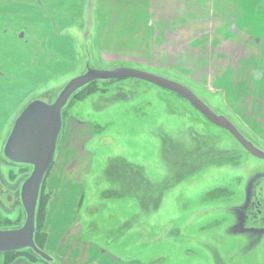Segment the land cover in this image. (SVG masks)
<instances>
[{
	"label": "rangeland",
	"instance_id": "rangeland-1",
	"mask_svg": "<svg viewBox=\"0 0 264 264\" xmlns=\"http://www.w3.org/2000/svg\"><path fill=\"white\" fill-rule=\"evenodd\" d=\"M177 1L178 12L183 8L196 14L192 26H176L177 37L185 46L190 39L201 41L205 13L216 12L219 21H225L221 13L227 9L234 10L238 18H227L234 38L231 50L225 48L226 56L220 58L221 67L230 55L237 72L258 53L249 44L243 47L246 42L237 49L238 34L244 29L264 31V2L261 6L256 0ZM152 2V9L156 6L155 12L168 19L167 29L172 30L169 22L176 17L172 13L175 1ZM27 3L0 0V230L25 224L21 187L33 171L4 156L15 120L29 104L18 99V64L34 63L41 54L38 48H30L33 35H38L32 32V19L26 17L31 12L24 7ZM20 5L18 12L24 17L14 15V8ZM86 31L84 36L75 35L78 63H86L83 48L93 38V26ZM195 45L200 47L201 42ZM209 58L200 56L198 60L206 63ZM92 63L94 67L85 66L121 67L97 60ZM124 67L186 86L264 152V139L244 128L222 97L208 92L197 80L147 67ZM72 79L68 76L65 82ZM66 84L56 83L42 100L55 102ZM63 129L55 163L42 185L43 200L37 206L39 245L47 244L45 225L51 218L57 220L55 230L78 223L82 240L139 264H264V160L250 155L230 133L211 124L187 101L137 80L99 81L69 100ZM59 186L65 188L62 193ZM0 264L49 263L24 250L0 254Z\"/></svg>",
	"mask_w": 264,
	"mask_h": 264
},
{
	"label": "crops",
	"instance_id": "crops-1",
	"mask_svg": "<svg viewBox=\"0 0 264 264\" xmlns=\"http://www.w3.org/2000/svg\"><path fill=\"white\" fill-rule=\"evenodd\" d=\"M14 1L28 2L24 7L30 8L31 12L26 17L32 19V32L38 35H33L30 48H38L41 53L34 63L18 64L16 77L21 78L18 83L21 85V96L18 99L22 103L42 100V95L56 83L65 85L70 81L65 82L66 77L75 78L83 74L87 69L86 63L94 67V60L105 66L147 67L160 73L179 74L197 80L208 92L222 97L226 105L237 113L244 128L264 139V125L259 124V121H264V31L258 33L244 29L243 34H238L237 49L246 42L243 47L249 44L258 50L256 55L254 53L248 58L245 67L236 72V63L231 64L230 55L227 57L228 63H223L221 67L220 58L222 56L223 60L226 56L225 48H232V24L227 18H238L234 10L222 11L225 21H219L216 12L205 13L202 17L206 27L201 30L204 35L201 41L191 42L190 39L185 46L177 37L176 26L180 27L183 23L192 26L196 14L183 8L178 12L177 0H174L175 5L172 4L176 8L172 13L177 18H185V22L174 17L169 22L174 26L170 31L167 29L168 19L163 20L157 15L154 10L156 6L152 9V0ZM261 2L264 0L255 1L257 5ZM20 9L21 5L14 8L16 17H24L19 14ZM88 20L93 23L90 24ZM88 25L94 28L93 38L86 40L83 48L86 63H78L79 56L73 49L76 45L75 35L84 36L88 32L86 28L90 27ZM66 29L70 31L63 36L62 32ZM196 42H201L200 47L195 45ZM187 47L189 49L184 50ZM215 52L217 63L214 61ZM200 56L210 58L206 63H199ZM239 67H242L241 63ZM80 136L86 137L85 134ZM262 142L264 145V140ZM64 189L58 187L60 193ZM53 190L56 192V188ZM56 221L48 218L45 225L48 240L44 251L54 259L51 264H139L122 259L95 242L82 240L77 230L80 227L78 223L55 230Z\"/></svg>",
	"mask_w": 264,
	"mask_h": 264
},
{
	"label": "water",
	"instance_id": "water-1",
	"mask_svg": "<svg viewBox=\"0 0 264 264\" xmlns=\"http://www.w3.org/2000/svg\"><path fill=\"white\" fill-rule=\"evenodd\" d=\"M124 79L141 81L181 97L211 124L230 133L250 155L264 160L262 150L249 141L227 117L217 115L186 86L128 67H87L85 73L73 78L63 88L55 102L32 101L15 120L4 146V156L13 164L31 166L33 171L21 187V202L26 213L25 224L18 229L0 230V254L31 250L47 262L54 261L36 246V212L44 179L56 160L58 141L63 129V110L69 100L88 85L99 81Z\"/></svg>",
	"mask_w": 264,
	"mask_h": 264
},
{
	"label": "trees",
	"instance_id": "trees-1",
	"mask_svg": "<svg viewBox=\"0 0 264 264\" xmlns=\"http://www.w3.org/2000/svg\"><path fill=\"white\" fill-rule=\"evenodd\" d=\"M92 84H94V83H92ZM92 84H90V85H88L87 87L83 88L82 90L78 91L74 96L79 95V92H82V91H84V90H87L88 88H91ZM63 115H64V111H63ZM42 189H43V188H41V192H40V196H39L38 205H39V203H41V201L43 200V191H42ZM47 198H48V196H47ZM35 243H36V246H37L40 250L44 251V246L39 245V242H38V230H37V228H36V233H35ZM19 252H23V251H19ZM8 254H15V252H14V253H8ZM49 264H50V263H49Z\"/></svg>",
	"mask_w": 264,
	"mask_h": 264
},
{
	"label": "flooded vegetation",
	"instance_id": "flooded-vegetation-1",
	"mask_svg": "<svg viewBox=\"0 0 264 264\" xmlns=\"http://www.w3.org/2000/svg\"><path fill=\"white\" fill-rule=\"evenodd\" d=\"M264 195V194H263ZM263 195H262V199L264 200V197H263Z\"/></svg>",
	"mask_w": 264,
	"mask_h": 264
}]
</instances>
